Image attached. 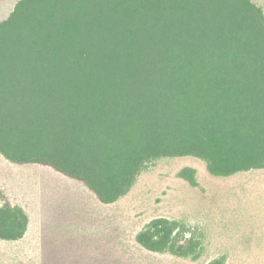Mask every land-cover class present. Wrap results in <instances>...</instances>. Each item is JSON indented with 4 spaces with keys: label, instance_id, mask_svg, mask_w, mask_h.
Segmentation results:
<instances>
[{
    "label": "trees",
    "instance_id": "trees-1",
    "mask_svg": "<svg viewBox=\"0 0 264 264\" xmlns=\"http://www.w3.org/2000/svg\"><path fill=\"white\" fill-rule=\"evenodd\" d=\"M0 155L52 168L103 205L163 159L195 158L218 179L264 171V10L253 0H19L0 21ZM196 175L178 174L198 188ZM29 225L1 193L0 241H22ZM207 241L167 218L135 236L150 255L191 263L207 258Z\"/></svg>",
    "mask_w": 264,
    "mask_h": 264
},
{
    "label": "rangeland",
    "instance_id": "rangeland-1",
    "mask_svg": "<svg viewBox=\"0 0 264 264\" xmlns=\"http://www.w3.org/2000/svg\"><path fill=\"white\" fill-rule=\"evenodd\" d=\"M18 1L0 0V21ZM253 2L264 10V0ZM185 168L196 170L198 188L179 178ZM1 193L28 213L30 225L22 241H0V264H73L81 255L108 264H207L222 252L230 253L228 264H264V171L218 179L195 158L163 159L126 198L103 205L52 168L16 165L0 155ZM156 218L201 229L207 258L191 263L142 250L135 236Z\"/></svg>",
    "mask_w": 264,
    "mask_h": 264
}]
</instances>
